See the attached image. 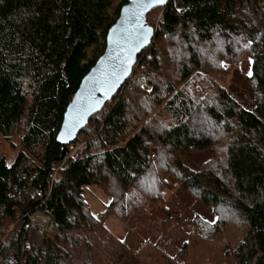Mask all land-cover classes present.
<instances>
[{
	"label": "trees",
	"instance_id": "trees-1",
	"mask_svg": "<svg viewBox=\"0 0 264 264\" xmlns=\"http://www.w3.org/2000/svg\"><path fill=\"white\" fill-rule=\"evenodd\" d=\"M126 3L0 0V139L21 147L11 165L0 157V264L117 263L124 245L85 191L98 187L103 213L122 220L147 196L160 202L170 180L213 213L194 217L183 256L217 240L212 258L182 264H264V0H170L149 12L152 44L61 156L65 110ZM207 58L250 59V109L205 76ZM204 153L198 168L184 163ZM38 213L51 232L34 228Z\"/></svg>",
	"mask_w": 264,
	"mask_h": 264
},
{
	"label": "rangeland",
	"instance_id": "rangeland-1",
	"mask_svg": "<svg viewBox=\"0 0 264 264\" xmlns=\"http://www.w3.org/2000/svg\"><path fill=\"white\" fill-rule=\"evenodd\" d=\"M157 14L156 17H152L154 21H157L159 17V13ZM204 62H207L208 71L205 76L210 79L214 78L226 89L232 100L250 109L254 98L253 87L247 82L250 59L246 58L244 61L231 66L228 64L219 65V60L214 58L204 59ZM201 98L203 99V96ZM79 147L80 144L71 152V155ZM156 150L154 147L151 152L155 155ZM20 151L21 147L16 141L12 146L0 139V157L5 160L7 165L13 163ZM209 156L208 153L194 154L188 156L184 163L198 168ZM188 198V195L181 192L176 183L170 180L160 202H152L147 196L140 213L132 210L128 217L121 220L113 214L103 213L104 205H107L110 199L98 187H90L85 191V199L90 212L93 215H98L99 220L104 223L108 231L120 239L124 245L123 256L117 263L112 264H182L183 261L196 257L212 258L217 250V240L215 239L191 243L188 252L192 250L194 253H188L186 258L182 254L184 246L190 241L189 234L194 217L199 215L209 222L213 220L211 211L205 209L197 201ZM180 200L182 203L179 202ZM228 217L225 218L229 221V225L225 226L224 229L226 231L234 230L235 227H238L235 224V219L232 216ZM31 222L34 228L41 233L52 231L49 221L42 214L38 213L32 216ZM10 228L12 229L13 226ZM228 235L230 238L234 237L232 233L228 232ZM222 264L227 263L223 262Z\"/></svg>",
	"mask_w": 264,
	"mask_h": 264
},
{
	"label": "water",
	"instance_id": "water-1",
	"mask_svg": "<svg viewBox=\"0 0 264 264\" xmlns=\"http://www.w3.org/2000/svg\"><path fill=\"white\" fill-rule=\"evenodd\" d=\"M169 1L154 7H142L150 5L152 0H127L122 6L117 20L107 32L103 54L82 78L63 115L56 136V142L62 147V157L91 116L99 112L130 78L138 56L155 37L154 29L147 22V14L164 7Z\"/></svg>",
	"mask_w": 264,
	"mask_h": 264
},
{
	"label": "snow or ice",
	"instance_id": "snow-or-ice-1",
	"mask_svg": "<svg viewBox=\"0 0 264 264\" xmlns=\"http://www.w3.org/2000/svg\"><path fill=\"white\" fill-rule=\"evenodd\" d=\"M166 2V0H152V3L150 5H142V7H154L155 5H159V4H164ZM177 11H180L179 9H177ZM124 71H127V68L124 69ZM249 75H251V73H249Z\"/></svg>",
	"mask_w": 264,
	"mask_h": 264
},
{
	"label": "built area",
	"instance_id": "built-area-1",
	"mask_svg": "<svg viewBox=\"0 0 264 264\" xmlns=\"http://www.w3.org/2000/svg\"><path fill=\"white\" fill-rule=\"evenodd\" d=\"M143 53V52H142ZM150 157L151 158H153L154 157V154H153V152H151V154H150ZM100 218V217H99Z\"/></svg>",
	"mask_w": 264,
	"mask_h": 264
},
{
	"label": "bare ground",
	"instance_id": "bare-ground-1",
	"mask_svg": "<svg viewBox=\"0 0 264 264\" xmlns=\"http://www.w3.org/2000/svg\"><path fill=\"white\" fill-rule=\"evenodd\" d=\"M35 221H37V219H35ZM38 222V221H37ZM44 225V224H43Z\"/></svg>",
	"mask_w": 264,
	"mask_h": 264
}]
</instances>
